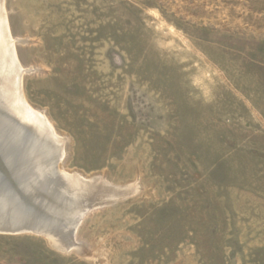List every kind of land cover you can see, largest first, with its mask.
Instances as JSON below:
<instances>
[{"label":"rangeland","instance_id":"rangeland-1","mask_svg":"<svg viewBox=\"0 0 264 264\" xmlns=\"http://www.w3.org/2000/svg\"><path fill=\"white\" fill-rule=\"evenodd\" d=\"M2 3L44 147L129 194L58 203L80 251L0 233V264H264V0Z\"/></svg>","mask_w":264,"mask_h":264},{"label":"bare ground","instance_id":"bare-ground-1","mask_svg":"<svg viewBox=\"0 0 264 264\" xmlns=\"http://www.w3.org/2000/svg\"><path fill=\"white\" fill-rule=\"evenodd\" d=\"M3 7L4 6L2 0H0V83L3 87L2 97L0 98V105L2 106L0 108H3L5 109V111H8V114H10L12 117H16L18 121L21 122V124L31 128V133L25 135L23 128L18 127L19 137L20 136L21 138L24 137L23 139L26 141L25 146H27V149L24 151V156L26 157V160L28 159V161L26 162L27 163L26 166L29 163H31L29 164L32 169L31 173L34 172V175L35 173H37L36 176L37 178L34 175H32L31 179L34 178L39 179V177L44 178L47 175H50L51 171L52 173H57L58 175L57 182L51 181L50 183V186L52 187L49 189V191H52V195H51L52 198L48 199L49 203L45 199L44 203L47 202L48 204H57L56 206L59 207L58 205L59 202L60 204L65 202L69 203V201L72 199V197L70 196L78 195V194L82 195V192L87 194L90 198H96V197L100 198L102 201H104L103 203H105V200L107 199L116 201L118 199H122L126 197L129 194L128 192L129 188H123L120 186L113 185L103 177H100L98 175L86 177L75 172L62 173V170L59 169L58 166L56 168L54 167V159H52L50 154L56 152V150H53L51 148V145L50 147H44L43 140H45V137L49 133L47 126L44 123L43 118L40 119V117L35 112V110L31 109L29 107L30 105L28 106L25 98L22 95L23 89L21 90L22 77L20 78V74H21L20 73L21 71L19 70L20 66L18 67L17 65L18 59H16L17 56L15 57V53H14L15 50L13 51V49H11L12 45H11L10 37L12 36L9 33L7 27V20H6L7 16H5L6 14V12H4L5 7L4 8ZM55 155L56 154H54L53 156ZM31 157H34V159L36 157L37 159L33 160L31 159ZM33 182L39 184V182L36 181ZM29 187L27 186V188ZM27 188L24 187L26 191H29L30 188L29 190H27ZM7 195L9 194H6L5 192L2 193L0 196L6 197ZM32 197L34 196L32 195L31 198ZM62 209L63 208H60V211H62ZM57 211L56 210L52 211L51 214L53 215L51 220H49V222L51 221L50 225L51 226L53 225L54 230L50 232L49 230L46 232L43 231L42 232L43 235L45 236L46 239L49 240L50 244L57 249L67 251L70 248H74L75 250L80 251L81 246L79 244L73 243L74 245L73 244L63 245L62 242L60 243L58 239L59 233H57V231L61 230L60 226H58L61 224V217L59 216L60 211L59 210ZM4 212L5 214L7 213V211ZM11 215H13V217L9 219ZM16 216L19 215L16 213L14 214L12 212H9L5 216H0V229L3 226H11L12 228L18 226L19 223L16 224V222L19 221H17L18 218H16ZM27 224L22 228H25ZM77 228L78 226H76L75 229ZM43 230H45V228H43Z\"/></svg>","mask_w":264,"mask_h":264},{"label":"water","instance_id":"water-1","mask_svg":"<svg viewBox=\"0 0 264 264\" xmlns=\"http://www.w3.org/2000/svg\"><path fill=\"white\" fill-rule=\"evenodd\" d=\"M18 127L23 128L25 135L31 133L30 127L21 124L16 117H12L8 114V111L0 108V195L5 192L9 194L6 197H4L5 195L0 196V210H2L0 211V216H5L9 212L16 213L19 215L16 216L18 218L17 221H19L16 224H20L14 228L11 226H3L0 229V233L21 234L32 232L43 235V231L46 232L49 230L50 232L54 230L53 225H50L51 221L49 222L53 215L51 214L52 211H60V208L56 206L57 204H48V199L52 198V191H49L52 187L50 183L51 181L57 182L58 175L51 171V176L47 175L44 178L39 177V179H36L37 173L34 175V172L31 173V166L29 164L26 166V162L28 161L24 156V151L27 149V146H25L26 141L23 139L24 137H19ZM59 155L60 153H57L55 155L56 157H53L55 168L57 167L56 159ZM32 175L36 178L31 179ZM33 181L39 182V184ZM27 186H30V190ZM24 187L29 191H26ZM31 194L34 197L31 198ZM45 199L48 203H44ZM63 209L68 210L65 206ZM4 211H7V213L5 214ZM12 217L13 215L9 219ZM67 222L63 221L58 226L63 228L65 227L63 225ZM26 224L27 226L22 228ZM69 234L70 236L67 234L66 238L72 241L75 231L71 230Z\"/></svg>","mask_w":264,"mask_h":264}]
</instances>
